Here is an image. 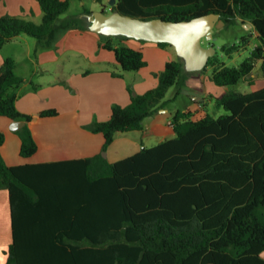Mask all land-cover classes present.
Instances as JSON below:
<instances>
[{
	"label": "trees",
	"instance_id": "obj_1",
	"mask_svg": "<svg viewBox=\"0 0 264 264\" xmlns=\"http://www.w3.org/2000/svg\"><path fill=\"white\" fill-rule=\"evenodd\" d=\"M37 1L43 11L38 23L0 16V50L22 33L49 48L59 33L84 27L79 16L61 18L71 0ZM96 1L105 13L143 19L180 21L216 12L224 29L250 22L259 39L239 65L225 59L247 46L250 32L231 45H214L216 54L200 71H186L181 58L168 61L154 88L131 91L130 103L113 105L110 119L86 125L103 134V152L117 133L143 129L145 119L175 100L193 74L210 70L220 87L252 83L257 64L264 75V0H109L108 6ZM128 39L101 35L100 46L115 52L117 76L147 65L143 51L126 44ZM24 82L16 60L4 58L0 116L25 122L17 132L20 155L28 158L38 150L29 122L59 112L22 113L17 100ZM174 86L175 95L165 100ZM214 98L225 113L193 118L191 110L178 109L171 120L174 137L115 162L98 153L10 166L0 155V189L9 191L13 228L6 264H264V87H230ZM4 142L0 131V146Z\"/></svg>",
	"mask_w": 264,
	"mask_h": 264
},
{
	"label": "crops",
	"instance_id": "obj_2",
	"mask_svg": "<svg viewBox=\"0 0 264 264\" xmlns=\"http://www.w3.org/2000/svg\"><path fill=\"white\" fill-rule=\"evenodd\" d=\"M104 1L109 2L103 0V3ZM6 14L38 23L42 19L43 11L37 0H3L0 3V16ZM86 14L89 13L81 16L84 26L82 29H69L59 33L49 48L39 47L34 36L22 33L0 50V66L4 58L13 57L16 60V73L25 79L18 90V109L24 114L47 109H56L59 112L56 116L37 118L29 122L38 150L28 158L20 155L21 139L17 132L25 124L16 125L14 121L17 120L0 116V131L5 134L0 155L8 165L74 160L98 154L103 148V134L90 131L86 125L94 120L110 119L113 105L127 106L130 103L131 91L133 94H142L154 88L158 83L157 75L164 70L166 63L175 60L177 52L172 51L170 46L161 47L158 42L146 40L141 41L147 43H136L130 38L124 42L142 50L147 65L137 71H124L123 76L113 74L114 71H121L115 52L100 46L102 34L89 28ZM250 24L246 22L242 26L248 31L253 28ZM71 54L83 58L84 63L77 62L69 68L67 65L71 63ZM209 72L207 70L191 75L182 93L175 99L181 95L190 97V104L182 110H191L193 118L205 115L208 112V101L214 103V97L229 90V87L217 86L211 80ZM246 82L253 86L257 84L253 90L262 88L264 75L260 71V75L253 74L252 83ZM173 101H169L153 116L146 118L143 129L117 133L106 151L105 157L108 161H118L145 146H153L174 137L171 120L177 109L170 106ZM12 241L10 194L8 189H0V264H6ZM262 255L264 257V253Z\"/></svg>",
	"mask_w": 264,
	"mask_h": 264
},
{
	"label": "water",
	"instance_id": "obj_3",
	"mask_svg": "<svg viewBox=\"0 0 264 264\" xmlns=\"http://www.w3.org/2000/svg\"><path fill=\"white\" fill-rule=\"evenodd\" d=\"M115 0H111L113 5ZM89 28L102 35L126 36L138 40L171 43L184 61L186 71H200L206 67L210 57L216 54L213 45H204L203 39L211 41L220 21L216 12L193 17L188 20H166L163 18L143 19L122 14L119 11L105 13L97 10L86 14ZM251 25V24H250ZM24 125V121H14ZM106 156V152H103Z\"/></svg>",
	"mask_w": 264,
	"mask_h": 264
},
{
	"label": "rangeland",
	"instance_id": "obj_4",
	"mask_svg": "<svg viewBox=\"0 0 264 264\" xmlns=\"http://www.w3.org/2000/svg\"><path fill=\"white\" fill-rule=\"evenodd\" d=\"M108 3H109L108 1L107 2L104 1V4H106L107 6H108ZM87 8H94V9L95 8H102V3H100L96 0H71V7H70L69 11L65 14H62L61 17H70V16H75V15L81 17L82 14L85 13V9H87ZM81 20L83 22L82 18H81ZM242 23H244V22L239 21L238 23H236L232 26H228L224 29V28H221L223 23L221 21H219V23L217 24V26L215 28V32L213 34V39L211 41H209L207 39H203L204 45L208 46L210 44H213L217 48H220V46L224 43L231 45L232 43L237 42L238 39L240 37H242L243 35H246L249 32L252 33V36L250 38V42L247 44V46L245 48H243L238 53H235L233 55V58H226L225 59L228 65H239L246 57H248L250 55L254 46L259 43V39L255 36L256 31L253 28H250L247 31L242 26ZM131 41L136 42V43H147V42H143L141 40H137L134 38H132ZM172 49H173L172 51H175L174 47H172ZM71 55H72L71 63H69L67 65L69 68L71 66H75L77 64V62L84 63L83 58L79 57L76 54H71ZM179 59H180V57L177 54L175 60H179ZM208 71H210V70H208ZM256 73H258L260 75V65L259 64H257L255 71L253 72V74H256ZM209 76H211V73L209 74ZM259 77L260 76L257 77V80H259L258 79ZM258 84H261V83L258 82ZM254 86H257V84H254ZM254 86L249 84L248 82L242 80L239 83L232 85L230 87H231V89L236 90V91H240V92H251V91H253ZM175 91H176L175 86L171 87L168 90V92L165 96V99L172 98V96L175 95ZM188 104H190V97H188L186 95H181L177 100L171 102L170 106L172 108L177 109V110L178 109L182 110ZM207 110L209 113H211L214 116H218V115L226 112L223 107H218V106H216L215 102L211 103V101H208ZM99 153L103 154V151H101Z\"/></svg>",
	"mask_w": 264,
	"mask_h": 264
}]
</instances>
